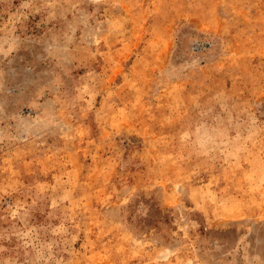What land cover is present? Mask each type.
Returning <instances> with one entry per match:
<instances>
[{
  "label": "rangeland",
  "instance_id": "obj_1",
  "mask_svg": "<svg viewBox=\"0 0 264 264\" xmlns=\"http://www.w3.org/2000/svg\"><path fill=\"white\" fill-rule=\"evenodd\" d=\"M0 264H264V0H0Z\"/></svg>",
  "mask_w": 264,
  "mask_h": 264
}]
</instances>
